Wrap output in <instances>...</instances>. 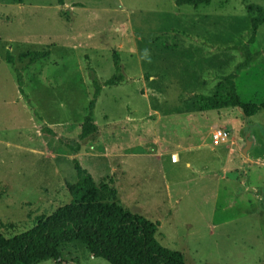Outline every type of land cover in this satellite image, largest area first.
I'll return each mask as SVG.
<instances>
[{
	"label": "rangeland",
	"instance_id": "rangeland-1",
	"mask_svg": "<svg viewBox=\"0 0 264 264\" xmlns=\"http://www.w3.org/2000/svg\"><path fill=\"white\" fill-rule=\"evenodd\" d=\"M229 1L231 11L229 5L213 7L211 34L214 41L219 36L220 43L241 45L246 16ZM248 2L264 7V0ZM65 3L0 0V231L7 237L25 231L69 202L76 157L131 213L158 221L156 238L180 251L185 264L264 261V108L251 116L237 107L199 112L189 99L194 92L215 91L201 86L202 64L211 68L206 76L216 82L215 75L228 74L242 53L215 49L199 63L190 48L173 53L154 46L187 40L168 31L166 43L149 37L164 23L176 24L190 14L174 0ZM250 49L263 53L240 72L236 89L242 101L261 104L264 23ZM40 50L49 55L33 63L22 56ZM7 51L21 70L23 93ZM113 51L119 54L123 79L103 85L114 72ZM142 72L159 77L142 79ZM93 76L102 86L91 114L99 133L79 142ZM218 128L228 137L214 142L211 135ZM246 132L253 144L244 155ZM77 142L80 149L71 154L66 143ZM228 156L231 167L223 170ZM60 253L62 262L35 264H109L91 256L78 240L63 244Z\"/></svg>",
	"mask_w": 264,
	"mask_h": 264
},
{
	"label": "trees",
	"instance_id": "trees-1",
	"mask_svg": "<svg viewBox=\"0 0 264 264\" xmlns=\"http://www.w3.org/2000/svg\"><path fill=\"white\" fill-rule=\"evenodd\" d=\"M15 2L20 3L22 0ZM56 2L59 5L64 4V0H56ZM174 2L196 7L199 3H209L210 0H174ZM241 3L249 14L247 39L241 45L212 46L198 36L181 31L190 39L199 40L211 48L235 49L242 53V59L228 74L215 75L219 82L213 94L195 92L190 94L191 106L195 110L237 107L244 116H251L260 108H264V102L257 104L242 101L236 89L235 79L240 72L263 53L262 50L252 52L249 44L254 42L259 26L264 23V7L261 4L250 3L248 0H241ZM149 37L155 41L165 42L167 35L165 32L157 31ZM48 55L49 50H40L26 52L22 56H30L29 63H33ZM112 57L114 72L103 81V85H115L123 79L118 52L113 51ZM6 60L13 67L18 90L23 93L21 70L13 66L8 51ZM93 81L94 92L88 102V114L80 125L79 142L94 139L99 133L91 114L102 86L94 76ZM50 134L55 135L51 129ZM79 142L66 143L71 154L75 155L79 151ZM72 161L77 178L67 185L69 202L59 206L49 215L39 217L35 224L25 231L9 237L0 231V264H35L47 259L62 262L60 247L74 240L84 243L91 256L102 258L109 264H185L180 251L164 246L156 238L158 221H151L131 213L116 201L112 196L114 191L110 193L107 183L95 182L76 157H73ZM260 264H264V261Z\"/></svg>",
	"mask_w": 264,
	"mask_h": 264
},
{
	"label": "crops",
	"instance_id": "crops-1",
	"mask_svg": "<svg viewBox=\"0 0 264 264\" xmlns=\"http://www.w3.org/2000/svg\"><path fill=\"white\" fill-rule=\"evenodd\" d=\"M234 1H236V4L234 5V7H236V8L239 7L240 10L243 12V14H245V16H246V24H245L244 31H245V34H247V30H248V27H249V14L247 13L245 8L242 9L240 7V6H242V3H240L239 0H234ZM23 2H24V0H22V2H20L18 4L22 5ZM67 4L68 3H65V0H64V4L63 5H67ZM177 5H178L177 8H182V7L188 8V10H189L188 12L190 14L189 15L188 14L184 15L185 20L183 21L184 18H182L180 21H176L175 22L176 24H169L167 22L164 23L163 24V30H161L162 32H167L168 31V32H174V33L182 34L181 31H184V32L192 34L194 36H198L201 40H205L208 45H212V46H216V45H221V46L222 45H230L229 43L228 44L220 43L218 41V40H220L219 36H216V39L214 41L215 36H212V34H211V31L215 32V29H214L215 25H214V21H213V13H212L213 12L212 11L213 7H217L218 9H220V7H224L226 5H229L230 6V11H231L233 6H231V3H230L229 0L228 1L227 0H210L209 3H199L196 7H193L192 5L187 4V3H181V4H177ZM218 11H220V10H218ZM228 13H230V12H228ZM166 14H167V12H166ZM222 25H224V24H222ZM217 29H219V26L216 27V30ZM223 30L224 29H222V30L219 29L218 31H223ZM256 34H257V32H256ZM182 35H184V34H182ZM185 37L187 38V40L184 41V42H181L179 45H170V47L174 46L173 48H170L169 45H164L161 42L160 43L162 45H154V46H159L160 48H162L163 52L164 51H168V52L170 51V52H173V53L180 52L183 48H190V49H192V50H194L196 52V61L199 62V63H202V61H201V59L198 60V58H201L204 55H206L207 57L209 55L214 56L215 48H211L208 45L203 44L199 40H193V39H190L187 36H185ZM246 39H247V37H246ZM255 40H256V36H255ZM255 40L251 44H254ZM154 42L157 43L159 41H154ZM245 42H243V43H245ZM251 44H249V48H250ZM234 50L235 49H228V50L220 49L219 51L220 52L226 51V52H229L230 54L231 53L235 54ZM223 54H225V53H223ZM180 57H181V54H179V58ZM190 60H192V59H190ZM251 63H253V62H251ZM247 68H249V66ZM207 69H211V68L209 66H206V64H204V65L202 64V66H200L199 72H198V70L195 69L198 72V74H201V76H198L199 77V81L201 82V86L203 88H205V89H210L211 91H213V89L216 90L219 80L218 81L216 80V82H214L215 79L208 78L206 76ZM155 75L157 77H159V75L156 74V73H143L142 72L140 74L142 79H143V76H148L149 79H150L151 76L153 77ZM183 89H187V88H183ZM196 91H198V90H196ZM199 92H201V91H199ZM214 92H212V93H214ZM201 93H203V92H201ZM172 154H175L176 158L178 159V155H177L176 152H173ZM222 165H223V170L225 169V167H231L230 156L226 157L225 160L222 161ZM222 177H223V175H222ZM213 230H214V227H213ZM163 234L165 235V232Z\"/></svg>",
	"mask_w": 264,
	"mask_h": 264
},
{
	"label": "built area",
	"instance_id": "built-area-1",
	"mask_svg": "<svg viewBox=\"0 0 264 264\" xmlns=\"http://www.w3.org/2000/svg\"><path fill=\"white\" fill-rule=\"evenodd\" d=\"M211 136L214 142H219L226 140L228 137V133L226 130H222L221 128H218L212 132Z\"/></svg>",
	"mask_w": 264,
	"mask_h": 264
},
{
	"label": "water",
	"instance_id": "water-1",
	"mask_svg": "<svg viewBox=\"0 0 264 264\" xmlns=\"http://www.w3.org/2000/svg\"><path fill=\"white\" fill-rule=\"evenodd\" d=\"M244 139H245V143H244V146L242 147V150L241 151H242V153L244 155H246L247 152H248V150L250 149L252 143H253V140L251 138L250 133H247V132H246V134L244 136Z\"/></svg>",
	"mask_w": 264,
	"mask_h": 264
},
{
	"label": "clouds",
	"instance_id": "clouds-1",
	"mask_svg": "<svg viewBox=\"0 0 264 264\" xmlns=\"http://www.w3.org/2000/svg\"><path fill=\"white\" fill-rule=\"evenodd\" d=\"M145 54H147V53H145Z\"/></svg>",
	"mask_w": 264,
	"mask_h": 264
}]
</instances>
